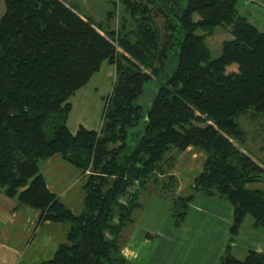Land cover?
Returning <instances> with one entry per match:
<instances>
[{"label":"trees","instance_id":"trees-1","mask_svg":"<svg viewBox=\"0 0 264 264\" xmlns=\"http://www.w3.org/2000/svg\"><path fill=\"white\" fill-rule=\"evenodd\" d=\"M237 3L186 0L185 7L167 10L155 0H121L124 17L115 30L81 16L66 0H6L0 21V194L40 211L38 226H69L46 264H138L123 256L120 241L142 208V191L159 187L171 198L177 230L199 196L229 203L231 238L216 264H264V253L239 259L233 250L247 217L254 229L264 227V190L249 187L263 182L264 164L244 149L246 133L237 122L250 110L264 113V32L238 14ZM154 13L162 16L163 29ZM217 27L229 29L232 39L211 60L207 38ZM172 52L177 67L168 74ZM104 63L115 68L116 79L101 127L72 133L69 100ZM154 79L162 85L145 113L136 102ZM143 118L144 133L130 147V131ZM189 148L205 154L203 170L190 194L177 195L171 171ZM55 155L83 172L80 214L63 205L41 174Z\"/></svg>","mask_w":264,"mask_h":264},{"label":"rangeland","instance_id":"rangeland-1","mask_svg":"<svg viewBox=\"0 0 264 264\" xmlns=\"http://www.w3.org/2000/svg\"><path fill=\"white\" fill-rule=\"evenodd\" d=\"M66 1L68 4L75 6L81 16L89 17L95 22H102L104 25H108L115 30L124 17L123 9L120 5L121 0H116V5L113 4L112 0ZM155 4L158 8L166 6L167 10L173 8L178 10L179 7L186 6V0H155ZM157 10L158 9H156V12ZM5 12L6 0H0V21ZM109 12H115V17H109ZM237 12L259 31L264 32V0H238ZM199 19L200 16L196 14L194 20L198 21ZM155 20L157 25L163 29L164 20L162 16L156 13ZM175 22L178 23L177 19ZM231 39L232 35L229 29L225 27H217L215 29L213 36L207 38L211 60L217 59L221 55L223 42ZM174 53L175 52H172L173 56L167 63L166 69L168 74L177 67ZM234 67L237 68V66ZM231 68L228 70H232ZM115 79V68L108 63H104L101 70L94 75L89 84L71 97L69 102L72 106V112L69 117L68 127L72 133H76L80 126L87 127L90 130L100 129L106 100L112 93ZM161 85V81L158 82L154 79L147 85L145 93L137 100L136 103L143 107L145 113L150 109ZM145 121L146 119L143 118L140 125L130 131V134H132L128 141L130 147L134 146L138 138L143 135ZM237 122L240 128L246 133L244 149L251 155L254 161L260 165L264 164V113L260 114L256 113L254 110H250L237 118ZM172 155L174 156L173 153ZM249 187L264 190V180L261 183L253 184ZM153 189L154 188H152V191L151 189L142 191L140 196L142 208L135 212V223L128 226L123 231L120 241L123 256L129 261L137 263L129 259L132 257L134 258L135 253L132 254L124 252L123 250L133 230L135 231L138 243H140L142 234L138 228L144 226L147 228L151 227V229L155 227L157 229L151 237L149 235L150 245L146 246V248L149 250L157 248L158 251H161L160 254H162V257L156 260L160 261L158 264L218 263L219 260L215 263L219 257L216 244L225 237V229L223 233L216 232L211 225V216H207L206 221L202 222L198 219L193 209L192 211L190 210L191 212H189L187 220L181 229L177 230L174 226L170 229L169 224L173 222L171 198L163 193L164 191L160 187ZM190 193L191 191L189 189L181 195H188ZM224 209L223 207V211ZM250 221L253 223L251 217L245 219L241 236H243L245 232L250 235L252 232L251 230L254 229L253 225L249 224ZM248 238L245 242L251 243L256 241L257 235H251ZM124 254H126V256ZM149 255L151 256V252H149ZM234 255L236 257L238 256L235 252ZM147 261L149 263L150 260Z\"/></svg>","mask_w":264,"mask_h":264},{"label":"crops","instance_id":"crops-1","mask_svg":"<svg viewBox=\"0 0 264 264\" xmlns=\"http://www.w3.org/2000/svg\"><path fill=\"white\" fill-rule=\"evenodd\" d=\"M204 159L203 152L194 148H189L178 156L176 165L171 171V175H174L178 181L177 195L184 194L191 188L194 179L203 170ZM41 174L46 179L49 190L60 198L67 209L74 214L83 211L85 178L80 169L66 162L62 156L55 155L45 162ZM17 203V199H9L0 194V264H46L54 257L58 246L65 242L69 226L53 222H45L38 226L40 211ZM192 209L202 222L206 221L207 216H211V225L216 232L223 233L224 229L226 231L225 237L216 244L219 252L216 263L231 238L233 208L229 203L218 199L213 201L199 197L192 204L190 210ZM249 224L253 225L251 221ZM173 226V222H170L169 228L172 229ZM138 229L142 234L140 243L133 230L123 251L135 253L134 258L129 259L139 264H158L160 261L156 260L162 257L161 251L157 248L154 250L146 248L150 245L149 238L157 229L144 226ZM251 231L250 235L245 232L233 243V250L239 259L244 258L250 251L264 253V227ZM251 235H257L256 241L245 242ZM147 260H150L149 263Z\"/></svg>","mask_w":264,"mask_h":264},{"label":"built area","instance_id":"built-area-1","mask_svg":"<svg viewBox=\"0 0 264 264\" xmlns=\"http://www.w3.org/2000/svg\"><path fill=\"white\" fill-rule=\"evenodd\" d=\"M128 202H129L128 197H124V198L121 200V203H122L123 205H127Z\"/></svg>","mask_w":264,"mask_h":264}]
</instances>
